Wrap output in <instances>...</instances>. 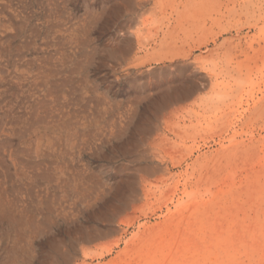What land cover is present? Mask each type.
I'll return each instance as SVG.
<instances>
[{
    "label": "rangeland",
    "instance_id": "rangeland-1",
    "mask_svg": "<svg viewBox=\"0 0 264 264\" xmlns=\"http://www.w3.org/2000/svg\"><path fill=\"white\" fill-rule=\"evenodd\" d=\"M8 3L10 14L0 12V189L22 221H0V254L15 248L0 264H264V126L244 125L264 94L250 63L255 31L233 30L216 43L227 39L217 52L226 47L232 63L247 64L227 104L174 118L153 111L149 74L172 72L181 59L144 57L135 37L123 57L111 52L125 23L132 32L138 25L132 9L102 19L106 0ZM215 25L205 27L199 60H184L199 96L217 74L208 53ZM227 146L233 152L214 158ZM87 233L96 236L89 244ZM53 247L61 256L51 257Z\"/></svg>",
    "mask_w": 264,
    "mask_h": 264
},
{
    "label": "bare ground",
    "instance_id": "bare-ground-1",
    "mask_svg": "<svg viewBox=\"0 0 264 264\" xmlns=\"http://www.w3.org/2000/svg\"><path fill=\"white\" fill-rule=\"evenodd\" d=\"M12 1L15 2V1H19V0H12ZM106 1L108 2L109 5H108L107 9H105V11L101 14L100 18L107 19L110 16L118 14L122 9H132L133 12L136 13L137 19H138V25L134 29V32H132V26L129 25L128 23H125V25L122 27V33H121L120 37L114 41L115 48L113 47V49L111 51L114 55L117 54V56L123 57L125 54H127L129 49H130V47H127V46H128V44L132 43V39H133V37H135L136 42H137V53L143 52L144 57H150L156 61L157 60H160V61L168 60L171 62H173L175 59H181V61H179V62H177V61L174 62L172 72L169 71L168 73L165 72L162 74H160L161 73L160 72L158 74V72L161 70H156V71H151L149 74V76L152 77L150 79V83L152 84V89L150 88L152 94L149 95V97H147V98H148V101L151 104L153 111L155 113H159L160 111H163V110H168L167 113L170 114V117L175 118L178 116H186V115H188L190 117L193 115H197L199 113V111L224 106L227 99L229 100V98H231L233 93L235 92L234 87L237 86L238 81L241 80V75H242L241 72L244 69L245 70L247 69V66H246L247 64L243 63V60H236L234 63H232L234 58L231 57L232 55L230 56L231 51L228 50L226 47H225L224 51L217 52L218 50L221 51V49H222L221 47L228 43V40L224 39V40H221L219 45H216V43H218L220 36H222L224 34L225 35L229 34L233 30L237 31L238 29L244 30L245 28H247V29L251 28L255 31L254 43L257 45V47L254 50L252 48L253 45L251 47L252 51H253V55L251 56L250 63L252 62V64H253L252 69H254L255 72H257L260 75L261 78H264V1H261V0H257V1H251V0H138V2L136 4L133 2V0H106ZM8 2H9V0L6 1L4 4L0 3V12L3 11V12H6L7 14H10V11L7 10V8H8L7 4H9ZM229 4H231L230 8H229ZM236 14L239 15L238 20L240 22H237L238 23L237 26L229 25V20L231 19L232 16L234 17ZM214 15L218 16L220 18V21L226 20L227 21L226 25H221V22H219V18L218 19L213 18ZM211 18H213V19H211ZM242 18H244V20H241ZM207 20L211 21L210 22L211 25H209V24H208L209 26L207 25ZM90 22H92V20H90ZM216 22H218V23H216ZM21 23L22 22L18 23V32L19 33L22 29V27L20 26ZM212 24H214V25L219 24L220 25V30H219L218 35L210 41L216 45V48L208 51V53L210 54L209 58H210V64H211V68H212L210 70L211 71L213 70L215 72L217 71V74L214 75V80L212 82H210V88H209V91L207 92V94L203 95V96H199V92H198L199 91V83L193 79L190 80L188 78L189 74L192 73V70H191V66L189 64L185 63L184 60L189 59L192 56H193V60H195V61L199 60V55L194 56L193 54L196 50L199 51V49L201 47H204V49L207 48V44L209 43V41H208L207 37H204V36H206L204 31H206L205 30L206 26L211 28ZM208 27H206V28H208ZM210 28H208V30H210ZM153 31L157 32V34L155 36H153V33H152ZM199 31H201V32L199 33ZM235 33H238V31ZM241 33H242V31H241ZM229 36H230V34H229ZM1 37H2V33H0V38ZM199 39H202V41L200 43H199ZM233 41L235 42V40H233ZM230 42H231V39H230ZM230 44H232V42ZM226 46H229V44H227ZM200 58H202V55ZM47 59H48V57H47ZM89 60L90 59H88V61ZM86 64H88V63H86ZM16 65H18V64H16ZM108 66H109V64H108ZM10 67H12V66L10 65ZM22 68H25V67H22ZM248 72L250 73L249 70H248ZM130 73H131V71L126 73V75H129ZM244 74L247 75L246 73H244ZM197 77H198V75H197ZM251 80H252V78H251ZM38 83H39V81L37 82V84ZM252 84H254L253 81H252ZM252 84H251V86H252ZM29 86H31V85H29ZM39 87H40V85H39ZM34 89H37V87ZM40 92H42V91H40ZM260 96H261V94H260ZM27 98L29 99V97H27ZM40 102H41V100H40ZM42 103H44V102H42ZM42 103H40V104H42ZM226 104H227V102H226ZM51 109H52V107H51ZM38 110H39V107H38ZM143 110H145V108H143ZM252 110H253L252 113L247 118V120L244 122V125L245 126L249 125L252 122H254V123H260L261 122L262 125H260V128L262 129V127L264 126V94L259 99H257V101H255ZM29 111H30V113L33 112L31 110H29ZM26 112H28V110ZM42 114L44 117H46L45 113L42 112ZM52 114H53V112H52ZM17 115H20V117L17 116L14 119L15 120H19V119L21 120L22 115L20 113ZM31 115L33 116L34 114H31ZM23 116L25 117L26 115H23ZM32 116H29V117H32ZM253 117H255L256 119H254ZM17 118H19V119H17ZM34 118H36V116ZM22 119H23V117H22ZM139 119H140V117H139ZM252 119H254V120H252ZM159 121H162V120L160 119ZM10 123H13V122H10ZM44 124H46V123H44ZM62 124L64 125V122H62ZM168 124H169V122H168ZM0 126H1V124H0ZM130 130H131V128H130ZM171 132L176 135L177 133H179L181 131L171 130ZM228 132H229V129L227 130L226 133H228ZM178 137H181V136H178ZM48 138H50V137H48ZM233 138L230 139L231 141L228 140V141H230V144H232V143L234 144V142L232 141ZM53 139H55V138H53ZM42 140L45 141V139H42ZM48 140H46V141H48ZM50 140H52V137L50 138ZM261 140L264 142V137H262ZM121 142H123V141H121ZM39 144H40V142H39ZM39 144L37 145V143H36V146L41 145V144L40 145ZM231 146L224 147L221 152H219L217 155H215L214 158H216V157H218L220 159L226 158L230 154V152L232 151ZM2 148L3 147H1V149ZM26 150H28V149H26ZM217 150L219 151V149H217ZM36 152L38 153V151H36ZM25 153L23 152V155L27 156ZM44 157H45V154H44ZM49 157H51L50 154H49ZM260 157H261V155H260ZM17 163H19L18 165H20V162H17ZM45 164H46V161H45ZM53 164H54V162H53ZM46 165H48V163ZM50 165H52V164H50ZM230 168H229V170H230ZM41 170H43V169H41ZM147 170H149V166H148ZM45 171H46V169H45ZM47 171H51V170H47ZM150 171H153V169H150ZM230 173H232V172H230ZM230 173H228V174H230ZM230 176H231V174H230ZM230 176L228 175L226 178L228 179ZM37 178H38V176H37ZM41 180H43V179H41ZM18 187H16V189ZM124 187H126V184H125V182L122 181V182L118 183V185L116 187V191L121 192ZM198 194H199V192H198ZM2 195H3V190L0 189V221L4 222V223L21 222L22 218L20 216H18L17 214H14L11 210H9L6 207V203L2 199ZM118 195H120V194H118ZM93 211H96V210H93ZM39 217H40V215H39ZM26 237H27V239L25 241V244L27 246V249L25 252L27 254H29L28 253V251H29V236L26 235ZM93 237H96V236L91 234V233H87L83 237H81V239H82L83 243L89 244L91 241H93ZM13 243H15V242H13ZM14 249H15L14 246L4 247L3 252L0 254V257H7V258L8 257L9 258L15 257L14 256V254H15ZM60 252L61 251H59L58 247H53L50 255H51V257H59V256H61V253H62V252L61 253ZM10 264H14V263L12 262ZM25 264H27V262H25Z\"/></svg>",
    "mask_w": 264,
    "mask_h": 264
}]
</instances>
